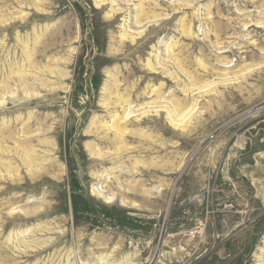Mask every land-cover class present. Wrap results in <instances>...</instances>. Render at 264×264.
Returning a JSON list of instances; mask_svg holds the SVG:
<instances>
[{
  "label": "rangeland",
  "instance_id": "rangeland-1",
  "mask_svg": "<svg viewBox=\"0 0 264 264\" xmlns=\"http://www.w3.org/2000/svg\"><path fill=\"white\" fill-rule=\"evenodd\" d=\"M0 264H264V0H0Z\"/></svg>",
  "mask_w": 264,
  "mask_h": 264
},
{
  "label": "built area",
  "instance_id": "built-area-1",
  "mask_svg": "<svg viewBox=\"0 0 264 264\" xmlns=\"http://www.w3.org/2000/svg\"><path fill=\"white\" fill-rule=\"evenodd\" d=\"M194 234H195V233H193V232L191 233V235H194ZM132 244H133V243H131V247H132ZM138 249H139V246L137 247V250H138Z\"/></svg>",
  "mask_w": 264,
  "mask_h": 264
}]
</instances>
